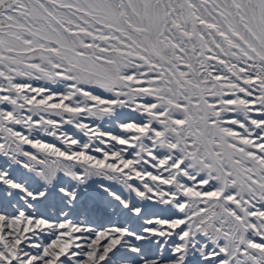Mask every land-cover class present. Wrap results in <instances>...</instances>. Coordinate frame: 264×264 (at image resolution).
Instances as JSON below:
<instances>
[{"label": "snow or ice", "instance_id": "6c2138e0", "mask_svg": "<svg viewBox=\"0 0 264 264\" xmlns=\"http://www.w3.org/2000/svg\"><path fill=\"white\" fill-rule=\"evenodd\" d=\"M0 141V264H264V0H0Z\"/></svg>", "mask_w": 264, "mask_h": 264}, {"label": "bare ground", "instance_id": "6f19581e", "mask_svg": "<svg viewBox=\"0 0 264 264\" xmlns=\"http://www.w3.org/2000/svg\"><path fill=\"white\" fill-rule=\"evenodd\" d=\"M34 85H39V84H42L43 82H36V81H33L32 82ZM52 119H59L58 117H52ZM85 123H90L92 124V126H95L96 124H100L101 122L100 121H84ZM66 125V124H65ZM63 125V128L60 129V131H67L69 135H73L74 138H79V133L77 131H75L74 129H70V128H66L67 126ZM18 127V126H17ZM103 127L105 128V130L108 129V126L107 125H103ZM22 130V129H21ZM37 138H41L43 140H46L48 137L44 136V135H41V134H37ZM97 156H99L100 154L99 153H96Z\"/></svg>", "mask_w": 264, "mask_h": 264}, {"label": "rangeland", "instance_id": "374dc122", "mask_svg": "<svg viewBox=\"0 0 264 264\" xmlns=\"http://www.w3.org/2000/svg\"><path fill=\"white\" fill-rule=\"evenodd\" d=\"M65 126H67L66 128H70V129H74L75 131H77L78 133H79V139H81L82 141H87V137H84L83 136V134L81 133V132H79V130L78 129H76V128H74L72 125H65ZM21 130V129H20ZM37 134H41V135H43V133L42 132H40V131H36V132H34L33 133V135L34 136H36L37 137ZM46 137H48L46 140H44V141H46V142H52V143H56L57 144V146H60V147H63L62 145H60V143H59V141H56V140H54L52 137H50V136H46ZM0 142H2V141H0ZM27 147V146H26ZM28 150H30V151H34V150H32V149H28ZM95 155H96V153H95ZM118 187V186H117Z\"/></svg>", "mask_w": 264, "mask_h": 264}]
</instances>
